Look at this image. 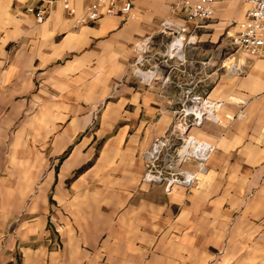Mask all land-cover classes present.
I'll list each match as a JSON object with an SVG mask.
<instances>
[{
  "label": "crops",
  "instance_id": "0c3cea01",
  "mask_svg": "<svg viewBox=\"0 0 264 264\" xmlns=\"http://www.w3.org/2000/svg\"><path fill=\"white\" fill-rule=\"evenodd\" d=\"M68 1L72 13L64 0H0V264H264V58L238 53L244 72L215 84L223 123L201 135L215 149L194 187L168 193L143 181L144 153L171 125L181 72L169 89L143 81L134 46L164 48L178 0L83 24L94 0ZM247 8L217 3L189 58L226 48Z\"/></svg>",
  "mask_w": 264,
  "mask_h": 264
},
{
  "label": "built area",
  "instance_id": "2783aa9c",
  "mask_svg": "<svg viewBox=\"0 0 264 264\" xmlns=\"http://www.w3.org/2000/svg\"><path fill=\"white\" fill-rule=\"evenodd\" d=\"M134 1L94 0L86 15L78 18L77 22L83 24L96 21L103 14L112 16L118 12L133 18ZM220 1L178 0L171 6V15L182 22L179 23L172 17L161 22L162 30L171 33V40L164 48H155L154 36H148L134 46L135 74L143 81L149 82L162 77L164 86L169 89L174 72L180 71L184 76L183 80L175 83L178 95L170 103L173 112L170 127L144 153L146 167L143 181L163 184L168 193L178 187H193L215 149L213 143L194 136L191 131L206 122L223 123L221 112L224 101L210 98L209 92L202 89L200 83L207 81L209 84H216L223 74L241 75L244 63L237 60L238 53L264 58V0H244L248 8L244 18L235 22L233 29L227 30L229 45L226 48H216L202 60L189 58L193 51L200 49L201 34L214 18L216 5ZM101 5L106 6L104 13L99 11ZM64 8L71 13L75 11L68 0H64ZM29 11L35 13L39 23H43L48 17V10L44 6L30 7ZM197 63L198 67L195 65ZM162 69L165 70L163 74ZM142 73L151 75L145 78L140 75ZM230 99L244 107L245 101H237L235 97ZM236 117H246L243 108ZM227 118L233 119L234 116L227 115ZM188 165L196 169L191 170Z\"/></svg>",
  "mask_w": 264,
  "mask_h": 264
},
{
  "label": "rangeland",
  "instance_id": "374dc122",
  "mask_svg": "<svg viewBox=\"0 0 264 264\" xmlns=\"http://www.w3.org/2000/svg\"><path fill=\"white\" fill-rule=\"evenodd\" d=\"M171 40V38H169L168 39V42ZM165 50V49H164ZM163 50V51H164ZM197 67L199 66V63H197V64H195ZM145 68H147V67H145ZM175 75V74H174ZM173 75V77H172V79L174 80V76ZM138 78H140V77H138ZM176 79L177 80H183V74L182 73H177V75H176ZM175 81V80H174ZM175 82H177V81H175ZM200 86H201V88L202 89H204L205 91H207V92H209V94H210V92L212 91V89L215 87V83H208L207 81H203V82H201L200 83ZM173 91V93H175V95L177 96L178 95V89L177 88H175V89H173L172 90ZM172 117H173V115H172ZM236 118V117H235ZM234 119V118H233ZM210 123H213V122H210ZM215 125L217 124V123H214ZM220 125V124H219ZM207 130V126H206V124H204L203 126H201V127H196V128H194L192 131H191V133L194 135V136H197V137H200V138H202V139H206V138H204V137H201V135L203 134L202 132H205ZM205 137H207L206 135H205ZM163 185V184H162ZM196 185V184H195ZM194 185V186H195ZM193 186V187H194ZM164 187H165V185H164ZM192 188V187H191ZM190 189V188H189Z\"/></svg>",
  "mask_w": 264,
  "mask_h": 264
},
{
  "label": "bare ground",
  "instance_id": "6f19581e",
  "mask_svg": "<svg viewBox=\"0 0 264 264\" xmlns=\"http://www.w3.org/2000/svg\"><path fill=\"white\" fill-rule=\"evenodd\" d=\"M138 73H139V72H138ZM140 75H142V76L145 77V78H146V77L148 78V77H150L151 74H148V73H142V74H140ZM199 149L201 150V148H199Z\"/></svg>",
  "mask_w": 264,
  "mask_h": 264
}]
</instances>
